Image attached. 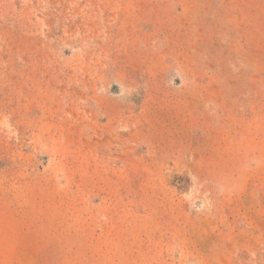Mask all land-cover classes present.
Returning a JSON list of instances; mask_svg holds the SVG:
<instances>
[{
	"label": "rangeland",
	"instance_id": "rangeland-1",
	"mask_svg": "<svg viewBox=\"0 0 264 264\" xmlns=\"http://www.w3.org/2000/svg\"><path fill=\"white\" fill-rule=\"evenodd\" d=\"M0 264H264V0H0Z\"/></svg>",
	"mask_w": 264,
	"mask_h": 264
}]
</instances>
